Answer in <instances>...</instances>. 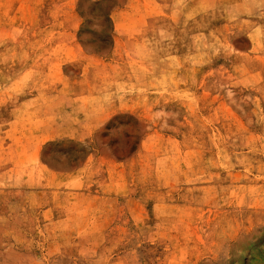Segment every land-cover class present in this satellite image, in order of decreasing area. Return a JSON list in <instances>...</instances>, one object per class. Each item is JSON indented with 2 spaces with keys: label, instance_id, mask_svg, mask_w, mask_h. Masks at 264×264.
Returning <instances> with one entry per match:
<instances>
[{
  "label": "rangeland",
  "instance_id": "obj_1",
  "mask_svg": "<svg viewBox=\"0 0 264 264\" xmlns=\"http://www.w3.org/2000/svg\"><path fill=\"white\" fill-rule=\"evenodd\" d=\"M0 264H264V0H0Z\"/></svg>",
  "mask_w": 264,
  "mask_h": 264
},
{
  "label": "bare ground",
  "instance_id": "obj_2",
  "mask_svg": "<svg viewBox=\"0 0 264 264\" xmlns=\"http://www.w3.org/2000/svg\"><path fill=\"white\" fill-rule=\"evenodd\" d=\"M232 2H233V1H232ZM206 5H207V4H206ZM206 5H205V6H206ZM204 10H205V9H204ZM197 11H198V10H197ZM245 23H246V22H245Z\"/></svg>",
  "mask_w": 264,
  "mask_h": 264
}]
</instances>
